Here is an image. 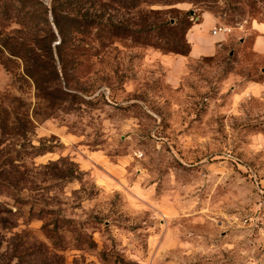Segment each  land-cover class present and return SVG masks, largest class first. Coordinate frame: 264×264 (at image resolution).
Segmentation results:
<instances>
[{
    "label": "rangeland",
    "instance_id": "rangeland-1",
    "mask_svg": "<svg viewBox=\"0 0 264 264\" xmlns=\"http://www.w3.org/2000/svg\"><path fill=\"white\" fill-rule=\"evenodd\" d=\"M46 4L2 0L0 40L58 45ZM117 8L110 41L86 2L50 103L0 63V264H264V0ZM205 13L228 39L171 85Z\"/></svg>",
    "mask_w": 264,
    "mask_h": 264
},
{
    "label": "trees",
    "instance_id": "trees-1",
    "mask_svg": "<svg viewBox=\"0 0 264 264\" xmlns=\"http://www.w3.org/2000/svg\"><path fill=\"white\" fill-rule=\"evenodd\" d=\"M27 1V0H22ZM86 2L91 3V7L96 11L97 6L101 7L99 11H96L92 16L88 26L93 24H100V19L106 16V22L104 26L108 30V40H112L115 36L117 29H125L121 23L114 22V14L120 8H131L137 9L142 3L148 7L151 4L160 2L164 5H173L181 2V0H51V6L48 7L46 4V11L51 12L53 16V22L57 28L58 34L61 35V40L56 46H52L53 39L56 37L55 32L50 28L48 35L40 36L37 41L36 48H31L26 43L17 42L15 38H8L10 40H0V63L10 72H14L20 81L29 83L33 82L36 90V97L41 101H51L52 96V85L53 79L58 76H63L65 79L68 78V74L72 71V68H68V60L63 53L71 56L72 53L68 52V47L72 42L73 38L68 36L67 29H73L76 32H81L79 29L87 27L83 19L88 15L85 10ZM2 0H0L1 8ZM6 3V2H5ZM100 4V5H99ZM5 7H8L6 4ZM150 12L158 13V10L151 9ZM65 21V22H64ZM65 23V24H64ZM171 20H163L160 23L153 24L146 28V33L153 32L161 28L162 26H171ZM81 25V28H80ZM77 29V30H76ZM85 29V28H84ZM72 31V30H71ZM12 40H14L12 42ZM188 49L183 50V55H188L190 50V44L188 43ZM54 49L57 50V57L55 56ZM51 104L50 106H52ZM5 225V224H4ZM7 227V226H5Z\"/></svg>",
    "mask_w": 264,
    "mask_h": 264
},
{
    "label": "crops",
    "instance_id": "crops-1",
    "mask_svg": "<svg viewBox=\"0 0 264 264\" xmlns=\"http://www.w3.org/2000/svg\"><path fill=\"white\" fill-rule=\"evenodd\" d=\"M217 27L216 19L210 13H205L200 24H194L185 33V38L190 44L188 55L160 53V57L167 65L168 70L166 80L171 85H176L185 73L187 62L190 59H199L206 56H213L220 46L224 45L228 39L227 33L213 30ZM258 34L253 39V49L264 55V26L257 28Z\"/></svg>",
    "mask_w": 264,
    "mask_h": 264
},
{
    "label": "built area",
    "instance_id": "built-area-1",
    "mask_svg": "<svg viewBox=\"0 0 264 264\" xmlns=\"http://www.w3.org/2000/svg\"><path fill=\"white\" fill-rule=\"evenodd\" d=\"M228 31H229V28L226 26H219L213 30L214 33H217V32L227 33Z\"/></svg>",
    "mask_w": 264,
    "mask_h": 264
}]
</instances>
